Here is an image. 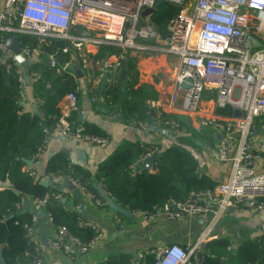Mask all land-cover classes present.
Segmentation results:
<instances>
[{
    "label": "built area",
    "instance_id": "built-area-1",
    "mask_svg": "<svg viewBox=\"0 0 264 264\" xmlns=\"http://www.w3.org/2000/svg\"><path fill=\"white\" fill-rule=\"evenodd\" d=\"M165 1L176 6L178 12L167 23L168 33L160 36L150 20L151 15L141 16V12L151 7L154 0H3L0 11V61L4 62L8 56L11 62L6 63V67L19 64L6 47L5 33L33 34L40 41L48 38L67 40L62 54L75 56L82 67L88 62L82 49L86 43L95 46L115 45L121 51L129 48L145 54L171 55L178 59L171 101L175 102L180 95L186 100V110L196 112L202 92L211 89L215 107L228 106L232 112L234 109L239 111L237 116H204L200 120L201 127L211 125L218 132L216 156L228 167L226 177L215 188L191 191L183 199L169 198L157 206L154 212L133 211L147 220L157 214L172 220L185 215L197 218L203 224V231L189 246L181 247L172 243L145 252L152 254L151 264H201L202 243L222 211L234 200L255 210H264V172L255 171L249 143L253 134V121L264 116V0ZM251 37L257 39L260 44L258 47L253 45ZM21 52L26 59H30L43 51L37 45L33 48L21 47ZM48 57L49 64L56 66L54 56ZM16 72L21 95L24 77L19 68H16ZM31 74L36 75V72ZM182 83L186 86H182ZM66 97L68 109L60 112L52 130L47 132L30 162L42 158L47 143L55 136L76 139L89 145L107 142L106 137L82 133L84 127L81 124L74 128L70 126V112L77 108L76 94L71 91ZM166 123L170 124L174 133L179 132L174 128L177 126L175 123ZM158 152L157 144L150 145L130 165L131 172L135 173L137 164ZM25 169L35 176L30 165H26ZM57 177L63 179L64 176ZM67 182L94 197L74 179L67 178ZM4 186L0 183V190ZM53 195L59 197L60 193L46 192L34 201L37 206L44 207ZM24 199L21 197L15 203L17 209L22 208ZM95 200L99 202L97 198ZM75 209L80 211V203L76 204ZM47 216L50 221V215ZM35 218L32 215L31 223L24 224L26 235L34 242ZM87 225L96 231L90 241L81 242L65 226L59 225L50 246L65 255L75 250L87 252L101 237L94 224L88 222ZM35 243L37 256L28 264H43L41 247ZM143 254L137 253L136 263L143 258Z\"/></svg>",
    "mask_w": 264,
    "mask_h": 264
},
{
    "label": "trees",
    "instance_id": "trees-1",
    "mask_svg": "<svg viewBox=\"0 0 264 264\" xmlns=\"http://www.w3.org/2000/svg\"><path fill=\"white\" fill-rule=\"evenodd\" d=\"M177 12L176 6L164 1L151 14L150 20L160 36L168 33L167 23ZM18 40L21 47L33 48L38 45L43 52L27 64V73L32 81L33 96L38 107L36 113L24 111L21 106L20 82L16 72L20 64L6 67V63L11 62L8 56L4 62L0 61V181L5 183L0 190V255L4 264H28L37 256L36 243L28 238L24 227L25 223H31L32 213L24 207L17 209L15 203L21 197L34 200L46 192L57 193L62 188L59 185H43L40 178L30 175L25 166L59 117V100L71 91L75 92L77 98L81 95L79 80L62 69L69 60L61 52L68 44L67 40L48 38L40 41L36 35L25 33H19ZM112 54L120 56V63L124 61L123 77L117 76L112 81H106L109 74H102L105 80L99 81L96 87L92 86V80L102 73L99 67ZM49 55L56 59V66L49 65ZM89 58L91 62H98L99 65L89 69L90 78L84 81L91 88L89 94H96L102 88L106 105L121 106V113L126 119L133 118L150 123L148 101L155 99L157 91L150 84H138L136 56L131 54V49L121 51L115 45L100 44L96 53ZM71 69L69 67L68 70ZM31 72L37 74L32 75ZM219 112L225 111L222 109ZM68 119L72 128L78 124L83 125L82 133L106 136L93 132L74 114H70ZM155 119L161 127L171 129L170 124L164 122H173L178 131L183 129L184 133H190L187 124L176 120L174 115L157 112ZM259 120L263 122L264 116L254 120L256 125L260 124ZM174 134L175 139H170L169 144L158 145L159 152L150 170L131 172L130 165L150 146L145 143L141 147L132 143L118 146L97 165L94 173L71 163L67 154L59 150L47 159L44 175L49 178L58 175H63L66 179L72 178L99 198L100 195L93 186L96 183L120 208L129 212L137 209L154 212L157 206L169 198L183 199L191 191L214 187L213 181L196 172L197 161L182 141V134ZM61 198L50 196L44 205L54 228L63 225L81 242L90 241L96 234L94 228L82 220L80 211L67 208ZM77 201L78 198L74 204ZM118 213L122 214L120 211ZM200 251L201 264H226L231 257L232 264H264V234L253 239H243L234 249H231L227 238H212L201 246ZM127 261V257L117 254L105 264H129ZM152 261V254H146L138 264H151Z\"/></svg>",
    "mask_w": 264,
    "mask_h": 264
},
{
    "label": "crops",
    "instance_id": "crops-1",
    "mask_svg": "<svg viewBox=\"0 0 264 264\" xmlns=\"http://www.w3.org/2000/svg\"><path fill=\"white\" fill-rule=\"evenodd\" d=\"M2 4L3 0H0V11L2 10ZM97 48L98 46L89 43L83 45L82 49L88 57L85 67L81 66V62L75 56L64 55L69 59L64 64H67L65 70L79 80V88L81 89V95L78 98L76 97L77 108L71 111L70 114L76 115L77 119L84 125L89 126L93 132L106 135L103 137L107 138V142L103 145H89L76 139L55 136L47 143L42 158L26 165L31 166L35 177H39L40 181L48 179L51 181L50 185L56 187L59 185L62 188V190H59V197H62L61 199L65 202L67 208L76 210V204L80 203L82 220L94 224L101 237L95 245L84 253L75 250L65 255L61 250L52 248L50 242L55 236L56 228L52 225L51 220H48L45 208L37 206L32 198L27 197L24 199L22 208L24 207L36 216L33 222V236L35 242L41 247L43 264H105L117 254L127 257L129 264H138L139 261L135 262L137 253H144V258L146 254H150L145 251L154 247L172 243L187 247L203 231V224L197 218L186 215L173 220L159 214L151 220H147L134 212L131 215H120L119 210L111 208L109 204L106 205L107 202L101 196L99 198L95 195L91 197L77 187L69 189L62 186L65 182L69 184L65 177L63 179L57 176L46 177L44 175L45 163L52 154L59 150L67 154L71 163L83 166L94 173L97 165L120 145L132 143L139 144L141 147L145 143L167 145L170 143V138L148 129L152 121L150 110H153L155 115L157 112L171 114L174 115L176 120L184 121L187 124L190 133H187L189 143L186 147L197 161L196 172L213 181V188L228 173L227 164L220 161L216 156L218 132L211 125L201 127L200 120L204 116L228 117L233 114L230 107H223L222 109L225 112H219L222 109L215 107L213 103L214 92L207 89L201 94L199 109L196 112H188L185 107L186 100L180 95L175 102L171 101L178 59L175 56L166 54H145L131 50V54L136 56L138 84L147 83L152 85L157 91V95L155 99L148 101L150 123H144L133 118L126 119L121 113V106L106 105L104 103L102 93H100L102 89L98 93L90 95L91 88L84 83L85 80L90 78L89 69L93 66L99 67L98 62L93 63L89 58L96 53ZM37 56L39 54L28 60L36 59ZM121 64L119 55L112 54L108 56L104 61V65L99 67L102 70V73H100L102 78L100 79V75L94 78L91 85L96 87L99 81L105 80L102 74H107L106 72L109 74V71L114 74H109V77H111L109 81L114 80L117 76L120 77ZM69 67L72 68L70 71L68 70ZM19 70L23 77L28 76L26 66L20 64ZM23 82L20 95L22 109L30 113H36L38 107L33 96L32 81L28 76V79H24ZM57 105L60 112L68 109L69 101L66 95L59 100ZM228 112L230 113L227 114ZM164 123L166 124V122ZM157 124L160 126L159 123ZM252 127L253 134L249 143L254 159V169L257 172H264V121H260L258 125L253 121ZM257 128L260 129L255 131ZM179 133H184V130H179ZM141 163L137 164V171L152 168H139ZM0 183L5 184L2 181ZM77 198L78 201L74 204ZM95 198L99 200L98 203ZM40 211L43 212V215L38 216L37 214ZM263 234L264 210H255L241 201L234 200L231 205L222 211L218 221L202 245L209 239L222 237L227 238L231 249H234L241 240L253 239ZM226 264H232V257L228 259Z\"/></svg>",
    "mask_w": 264,
    "mask_h": 264
},
{
    "label": "water",
    "instance_id": "water-1",
    "mask_svg": "<svg viewBox=\"0 0 264 264\" xmlns=\"http://www.w3.org/2000/svg\"><path fill=\"white\" fill-rule=\"evenodd\" d=\"M164 1L165 0H154V3L151 7L145 8L141 12V16L145 17V16L153 14ZM251 40H252V43L254 46L258 47L260 45L255 37H251ZM5 44H6V47L9 49V51H11L15 55V58L18 61V63L27 67L29 60L26 59L25 56L21 52V46L19 44L18 35L17 34H11V35L6 36ZM123 73H124V61L121 64L120 78L123 77ZM24 79L27 80L28 76H24ZM103 81H104V79L102 80V82ZM182 86H186V85L184 83H182ZM100 93H102V90ZM35 112H37V111H35ZM232 113L234 116L239 115V111L236 109H234ZM150 115L152 117V121H151V125L148 127V129L153 130L155 132H158L160 134H163V135L167 136L168 138H170L171 140H174L175 134H174L173 130L159 126L157 124L156 119H155V113L153 110H150ZM259 129L260 128H257V129H255V131H258ZM156 158H157L156 155H151V156L147 157L140 164L139 168H150V167H152L153 162L156 160ZM29 162H30V160L27 161V164ZM41 183L45 186H49L51 184V181L48 179H43V180H41ZM62 186L67 187L69 189H75L74 185L67 184L66 182L63 183ZM93 186L96 187L100 196L111 206V208H113L115 210H119L122 214L131 215V212L120 208L116 203H114L113 200L111 199L110 195L100 185L94 183ZM37 215L41 216V215H43V212L40 211V212H38ZM0 264H4V260H3V257L1 255H0Z\"/></svg>",
    "mask_w": 264,
    "mask_h": 264
},
{
    "label": "rangeland",
    "instance_id": "rangeland-1",
    "mask_svg": "<svg viewBox=\"0 0 264 264\" xmlns=\"http://www.w3.org/2000/svg\"><path fill=\"white\" fill-rule=\"evenodd\" d=\"M188 132H185L184 134H182L181 138L182 141L184 142L185 145H187L189 143V135L187 134Z\"/></svg>",
    "mask_w": 264,
    "mask_h": 264
}]
</instances>
